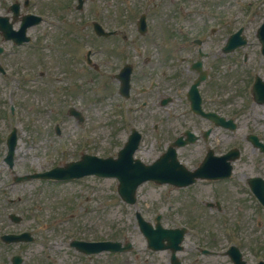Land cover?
I'll use <instances>...</instances> for the list:
<instances>
[{
    "label": "flooded vegetation",
    "instance_id": "af4514ba",
    "mask_svg": "<svg viewBox=\"0 0 264 264\" xmlns=\"http://www.w3.org/2000/svg\"><path fill=\"white\" fill-rule=\"evenodd\" d=\"M235 1L116 0L114 9L108 15L107 10L103 17L118 16L120 29L110 31L99 41L103 53L99 55L94 49L71 52L70 48L79 43L63 42L60 64L81 70L90 80L95 79L94 71L106 72L112 105L121 108L116 115L118 123L125 126L119 128L121 143L128 138V129L131 132L140 126L144 150L153 156L147 162L174 145L179 163L197 166L209 153L220 157L237 146L224 147L229 131L235 136L227 141L239 143L238 126L230 129L206 115H239L228 82L238 70L240 50H224L227 38L240 28ZM97 16H101L99 12ZM128 68L131 86L126 97L119 93L116 74ZM248 178L220 187V192L254 197ZM104 210L88 211L89 216L77 224L84 235L77 238H66L60 232L47 239H0V264H125L121 252L88 255L71 246L73 240L111 239L110 221ZM194 247L198 249V245Z\"/></svg>",
    "mask_w": 264,
    "mask_h": 264
},
{
    "label": "rangeland",
    "instance_id": "374dc122",
    "mask_svg": "<svg viewBox=\"0 0 264 264\" xmlns=\"http://www.w3.org/2000/svg\"><path fill=\"white\" fill-rule=\"evenodd\" d=\"M11 1L0 0V11H4L1 4L7 5ZM74 1L31 0L26 10L37 13L44 11L42 14H45V20L42 24L32 28L33 37L38 40L42 34L47 33L48 36H53L60 26H72L70 16L72 18L73 15L81 14V10L78 11L73 6ZM85 14L87 13L84 11L82 15ZM242 15L243 13L240 12V16ZM262 15L263 10L257 12L255 17L259 19ZM83 17L89 19V15ZM240 19L242 18L240 17ZM257 22L258 20L255 21L254 25ZM73 25L77 30H81L75 36L82 35L81 27L83 24L78 23L77 20ZM249 35V42L244 49L253 52L259 44L253 31H250ZM52 40L55 42L54 38ZM8 59L3 62V64L9 65L7 66L9 69L7 75L0 73V227L3 224L11 223L8 212L12 208L20 213L28 214L26 215L28 219L23 224L25 222L31 223L34 219H39L44 215L48 210L47 207H59L65 201L71 203V199H75L72 196L77 192L82 194H78L82 201L81 207L88 208L104 204L110 209L109 217L111 220L118 219V222L122 223L121 217L123 215L119 214V209H122L124 203L116 194V181L114 179L90 177L57 186L53 184L46 186V183L35 180L13 182L9 166L4 161L6 154L5 136L14 125L17 126L19 133L15 157V169L19 173L50 168L66 159H71L78 153L77 151L86 145H91L92 149L99 150L101 154L114 151L111 149L112 145L106 146L105 144L112 128L107 123L109 120L107 113L111 107H109V101L106 98L107 88L103 73H96L100 77L94 84L87 87L89 90L84 91L83 96L82 87L75 85V88L72 87L70 91H66L64 84L57 80L62 67L59 64L58 56L48 48L41 49L33 47V45L31 47L22 46L17 49L16 54ZM230 87L233 89V85ZM238 90L239 85H236L233 90L235 96L233 98L236 105L244 109L240 111L239 118L242 157L236 162L237 175L234 179L244 176L242 175L244 172H252L255 168L264 166V154L253 148L252 144L245 138L247 132L252 128L264 129V108H257L252 99H249L245 94L244 96L239 94ZM71 105L86 113L87 123L85 122V127H81L76 118L67 114ZM11 106L14 108L12 114H10ZM57 123L61 124V135L55 133V124ZM86 125L92 130L87 135L85 133H88L89 130L86 129ZM200 184L198 183V186L184 191H193V195L200 197L203 202L213 201L216 198L211 192L214 184ZM220 187V184L216 186L218 189ZM165 189L168 190V187L152 182L142 184L138 192L139 205L148 216L153 217L156 212L164 214L163 222L165 225L181 226L187 225L189 222L193 224L189 227L186 236L185 252L199 241L203 244L218 245L215 247L216 249L224 248L230 243H237L246 251L247 255L255 256L254 260L264 258V212L258 213L244 209L230 215H218L207 205L196 201L200 208L209 212L212 211V213H203L197 205L191 203L190 197L187 201L185 195L183 198L173 197L171 194L165 195ZM175 191L173 193L177 196L180 191ZM88 195L91 196L92 200L85 202ZM13 198L16 200L11 203ZM228 203L233 207L232 199H228ZM39 206H43V208L40 209ZM168 206L172 208L171 211H168ZM133 208L129 207L130 210ZM79 209L77 206V210ZM78 212H81V209ZM258 218L263 221L261 226L257 225ZM125 226L127 229L122 231L120 237L125 235L131 238L138 248L137 253L140 256V262L143 264L146 261L147 263H158L159 258H163L162 262H165L166 252L146 253L144 240L136 223L127 220ZM39 231L41 230L39 229ZM258 247H262L259 252L256 250ZM129 256L135 257L133 254H129ZM203 258L205 263L208 262L207 264H223L220 257ZM188 262L190 263V261Z\"/></svg>",
    "mask_w": 264,
    "mask_h": 264
},
{
    "label": "water",
    "instance_id": "95a60500",
    "mask_svg": "<svg viewBox=\"0 0 264 264\" xmlns=\"http://www.w3.org/2000/svg\"><path fill=\"white\" fill-rule=\"evenodd\" d=\"M9 141H10V145H11L10 153H13L14 147H15V143H16L15 132L9 138ZM85 160L86 161H84L82 163H76V164L70 163L71 165H69L67 168H78V167H81V166H86V167H88L91 170H97L98 168L99 169H104V165L106 164V163H104L105 160L97 159L95 157H87V158L85 157ZM111 166L114 167L115 164H111ZM67 168H57L54 172L47 173V175H52V173H53V175L62 176L63 171L65 169H67ZM70 171H72V170H70ZM142 179L143 178H140V177H138V179L133 178L130 181V183H129V185L131 186V187H129V190L133 191L135 189V187L139 184V182L142 181ZM127 183H128L127 181H123L122 182V186H126ZM161 232H164L167 235L169 233L178 232L179 235L176 236L175 240H176V242H179L183 238L182 235L184 233V230H180V231L179 230H163ZM150 237H151L154 245L156 246L157 245V240L155 239V237L152 234L150 235ZM156 247H158V246H156Z\"/></svg>",
    "mask_w": 264,
    "mask_h": 264
}]
</instances>
